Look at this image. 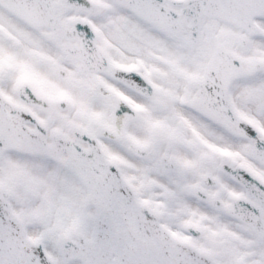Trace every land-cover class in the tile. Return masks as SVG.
Returning a JSON list of instances; mask_svg holds the SVG:
<instances>
[{
  "label": "snow or ice",
  "instance_id": "snow-or-ice-1",
  "mask_svg": "<svg viewBox=\"0 0 264 264\" xmlns=\"http://www.w3.org/2000/svg\"><path fill=\"white\" fill-rule=\"evenodd\" d=\"M0 264H264V0H0Z\"/></svg>",
  "mask_w": 264,
  "mask_h": 264
}]
</instances>
